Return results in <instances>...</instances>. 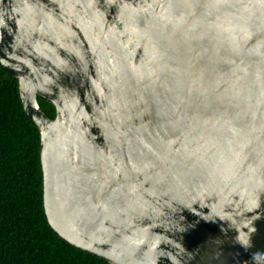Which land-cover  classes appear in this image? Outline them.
<instances>
[{"label": "water", "instance_id": "obj_1", "mask_svg": "<svg viewBox=\"0 0 264 264\" xmlns=\"http://www.w3.org/2000/svg\"><path fill=\"white\" fill-rule=\"evenodd\" d=\"M0 65L61 239L109 264H264V0H0Z\"/></svg>", "mask_w": 264, "mask_h": 264}, {"label": "trees", "instance_id": "obj_2", "mask_svg": "<svg viewBox=\"0 0 264 264\" xmlns=\"http://www.w3.org/2000/svg\"><path fill=\"white\" fill-rule=\"evenodd\" d=\"M37 101L53 118L54 107ZM39 153V131L24 112L17 80L0 65V264H109L48 224Z\"/></svg>", "mask_w": 264, "mask_h": 264}]
</instances>
